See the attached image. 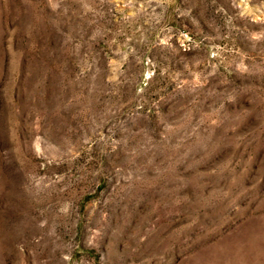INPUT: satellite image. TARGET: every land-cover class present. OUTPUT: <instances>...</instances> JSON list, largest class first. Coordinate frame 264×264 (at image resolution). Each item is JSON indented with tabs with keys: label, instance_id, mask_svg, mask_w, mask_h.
I'll use <instances>...</instances> for the list:
<instances>
[{
	"label": "rangeland",
	"instance_id": "374dc122",
	"mask_svg": "<svg viewBox=\"0 0 264 264\" xmlns=\"http://www.w3.org/2000/svg\"><path fill=\"white\" fill-rule=\"evenodd\" d=\"M0 264H264V0H0Z\"/></svg>",
	"mask_w": 264,
	"mask_h": 264
}]
</instances>
